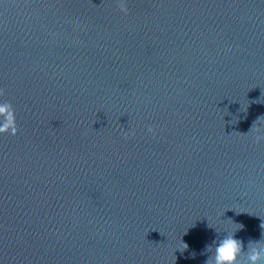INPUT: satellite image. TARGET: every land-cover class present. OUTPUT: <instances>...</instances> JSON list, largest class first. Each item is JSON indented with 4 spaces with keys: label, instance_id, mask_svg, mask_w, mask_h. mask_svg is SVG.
<instances>
[{
    "label": "water",
    "instance_id": "95a60500",
    "mask_svg": "<svg viewBox=\"0 0 264 264\" xmlns=\"http://www.w3.org/2000/svg\"><path fill=\"white\" fill-rule=\"evenodd\" d=\"M0 264H264V0H0Z\"/></svg>",
    "mask_w": 264,
    "mask_h": 264
}]
</instances>
